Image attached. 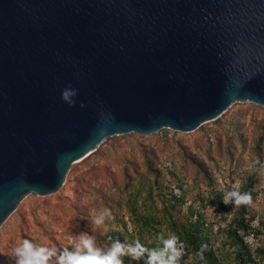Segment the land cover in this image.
Wrapping results in <instances>:
<instances>
[{
	"label": "water",
	"instance_id": "95a60500",
	"mask_svg": "<svg viewBox=\"0 0 264 264\" xmlns=\"http://www.w3.org/2000/svg\"><path fill=\"white\" fill-rule=\"evenodd\" d=\"M234 102L264 107V0H0V225L107 137Z\"/></svg>",
	"mask_w": 264,
	"mask_h": 264
},
{
	"label": "rangeland",
	"instance_id": "374dc122",
	"mask_svg": "<svg viewBox=\"0 0 264 264\" xmlns=\"http://www.w3.org/2000/svg\"><path fill=\"white\" fill-rule=\"evenodd\" d=\"M165 160L172 161V168L164 167ZM257 160L258 170L249 171ZM262 165L264 107L252 102H234L215 120L190 132L174 131L171 138L157 132L109 136L87 157L70 165L57 191L46 195L30 192L22 197L0 225V264H14L12 251L23 239L62 248L69 246V236L87 232L96 237L98 246L107 248L111 241L106 234L123 230L121 224L129 219L134 198L151 205L147 193L151 188L154 191L156 181L161 183V192L168 184L182 182L186 195H195L206 220L225 225L236 211L232 206L223 221L216 196L238 177L245 185L243 193L261 192V196H252L247 215L258 216L256 233L263 251H255V257L258 264H264ZM153 203L160 214L165 213L163 201L155 198ZM103 208L112 211L114 220L96 227L93 215ZM183 213L177 211V215ZM126 227L130 233L127 222ZM220 238L212 237L215 245H220ZM190 261L191 255L185 262Z\"/></svg>",
	"mask_w": 264,
	"mask_h": 264
},
{
	"label": "trees",
	"instance_id": "16d2710c",
	"mask_svg": "<svg viewBox=\"0 0 264 264\" xmlns=\"http://www.w3.org/2000/svg\"><path fill=\"white\" fill-rule=\"evenodd\" d=\"M241 181L242 184L239 187V191L243 193L245 185L242 179ZM176 183L183 189V195L180 198L168 194L167 185L163 187L162 192L159 191L158 188L162 186L159 181H156V185L152 186L154 191L151 188L147 193L148 199L152 200L151 205L148 206L145 201H140L139 203L137 198L132 201L128 219L132 228L131 232L128 233L126 222L123 221L121 224L123 230L112 229L106 234L105 238L111 242L112 239L119 238L121 241L128 243L139 239L145 247L153 248L159 246L157 236L161 232H164L165 235L175 233L180 240L186 242L189 254L192 257V261L188 263L182 261L181 264H258L255 251H263L259 248L260 244L254 250H251L242 240L243 234L250 230V218L252 216L247 215L248 205L233 206L234 211H236L234 216L225 225H222L219 221L218 232L214 234L211 229L212 222L206 220L204 213L200 209H198V217L193 220V208L189 207L186 210L181 208L187 195L183 183L180 181ZM248 193L253 197L258 195L252 190H248ZM155 198L164 202L162 207L165 211L164 214H160L158 207L154 205L153 201ZM216 198L220 207V214L222 215L227 211L222 204V192H219ZM181 209L185 211L184 215H177V211ZM223 221H226L225 214L223 215ZM256 232L258 233V231ZM220 235V245H215L212 237H219ZM201 245L206 246L203 251V259L197 255ZM124 260L125 264H143V261L130 262L127 257Z\"/></svg>",
	"mask_w": 264,
	"mask_h": 264
},
{
	"label": "clouds",
	"instance_id": "9594fccd",
	"mask_svg": "<svg viewBox=\"0 0 264 264\" xmlns=\"http://www.w3.org/2000/svg\"><path fill=\"white\" fill-rule=\"evenodd\" d=\"M77 95L75 89L68 87L62 90L61 99L70 106L74 103L73 97ZM83 107V104H81ZM259 160L249 166V171H256ZM264 168V165L261 166ZM242 181H237L236 187L225 193L223 203H231L235 207L251 205L252 195L248 192H240ZM114 220L112 211L103 208L93 215L92 223L101 227L106 221ZM111 239V238H110ZM159 246L148 248L141 244L139 239L132 243L121 241L119 238L112 239L107 248L97 245L96 237L87 232H80L68 237L69 246L58 248L46 244H35L29 239H23L14 247L11 257L14 264H125L124 258L130 262L143 264H181L185 257V244L178 235L170 233L165 235L161 232L157 236ZM205 245H201L197 253L203 259Z\"/></svg>",
	"mask_w": 264,
	"mask_h": 264
},
{
	"label": "built area",
	"instance_id": "2783aa9c",
	"mask_svg": "<svg viewBox=\"0 0 264 264\" xmlns=\"http://www.w3.org/2000/svg\"><path fill=\"white\" fill-rule=\"evenodd\" d=\"M173 132H174L173 130L167 129V128H163V129L157 131V133L163 134L165 137H168V138L172 137ZM163 165L165 168L170 169V168H172L173 163L171 160H165L163 162ZM237 181H241V178L238 177V178L234 179L229 184V188L224 189V191L222 193V204L224 205V207L227 211L229 209H231L233 205L231 203L224 204L223 199H224L225 193L227 191H231L236 187ZM166 190H167L168 194L173 195L176 198H180L183 195L182 187L179 186L176 182L168 184ZM258 196H261L260 191L258 192ZM189 207L193 208L192 219L195 220L198 217V205H196V203H195V195H193V194L186 196L184 202L182 203L181 208L183 210H186ZM126 222H127L128 229L131 232V230H132L131 225H130V222L127 219V217H126ZM257 225H258V216L256 215L250 220V230L248 232L244 233L242 236L243 243L246 244L249 248H251V250H254L260 244V238H259L258 234L256 233ZM211 229H212V232L215 234L218 232L219 225L217 223L213 222L211 224ZM181 241L184 242V244H185L186 255L182 259V261L185 262V261L189 260L190 254H189V250H188V246H187L186 242L184 240H181Z\"/></svg>",
	"mask_w": 264,
	"mask_h": 264
}]
</instances>
